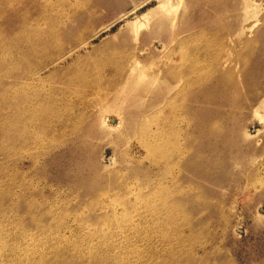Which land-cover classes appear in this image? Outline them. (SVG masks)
Here are the masks:
<instances>
[{
	"label": "rangeland",
	"instance_id": "obj_1",
	"mask_svg": "<svg viewBox=\"0 0 264 264\" xmlns=\"http://www.w3.org/2000/svg\"><path fill=\"white\" fill-rule=\"evenodd\" d=\"M182 1L136 33L159 0H0V264L93 243L140 264H264V0L245 32L242 0ZM133 58L161 81L115 103ZM170 71L177 117L154 107Z\"/></svg>",
	"mask_w": 264,
	"mask_h": 264
},
{
	"label": "bare ground",
	"instance_id": "obj_2",
	"mask_svg": "<svg viewBox=\"0 0 264 264\" xmlns=\"http://www.w3.org/2000/svg\"><path fill=\"white\" fill-rule=\"evenodd\" d=\"M242 1H243L242 16H243L244 26L242 27L241 30L242 32H245L246 31L245 24L248 25L251 30L253 21H255L258 18L259 5L256 2H253L252 0H242ZM183 7H184V4L182 0H159L156 6L151 7L145 13L136 16L134 20L127 21L126 25L128 26V28L130 27L134 28L135 30H137L135 32L139 33L138 30L142 28L144 25H146L147 23H150L153 19L157 18L161 22H164L165 19L174 16L177 13V11L182 10ZM129 65H130L129 71L126 72V74L123 77L122 82L119 84L120 87H124V88L118 91L115 101H114L115 103L120 102V98L125 95V93L127 92L126 91L127 88L133 87L135 90V87L137 88L141 87L142 92L149 94L156 88V84L160 80V76L158 77L155 74H152V72L149 69H146L144 64L137 58H133L129 62ZM176 75L177 74L174 71H170V73H168V78L170 80H174V82L172 85H169L167 89H165L166 90L164 92L165 95L164 96L162 95L163 98L160 97L162 99L159 102L157 100L155 102V106L153 105L154 107H156L162 102V100L166 99L167 102L169 103L168 106L174 112V115L172 114L173 115L172 117H175L177 115V113H175L176 111L173 109V103L171 105L172 99L175 98V95L172 96V91L182 82L181 76L177 77ZM141 91L139 93H141ZM137 98L138 97H133L132 99L134 101ZM255 107H256L255 115L259 117L261 120H263L264 122V113H263L264 112V98H262L259 104ZM112 110H116V109L112 108ZM116 114L118 116L121 115L119 113H116ZM106 118L107 117H105V119L102 118L103 120L100 123V129L103 132L107 131L108 133H110L113 131V128L107 126ZM153 123H155L156 127L152 130L153 136L151 134L152 136L151 142L153 141L151 145L152 151L161 152V153H158L160 157L158 158L157 161L159 162L162 161L164 163H167L168 158L166 156V145H165L167 143L166 137L161 134L162 132L160 131V127L157 125V120H155ZM117 128L115 129L117 130ZM244 137L249 139L250 134L245 132ZM153 161L156 163V160H154V158H153ZM53 247H54L53 249L54 250V257H53L54 261L53 259L47 260L50 264H140V263L145 262V259L144 260L142 259L143 257L141 256L140 251L134 250L132 252L129 250L127 251V249L122 250L125 248H122L120 250L117 249V247L112 248V249H105V248L102 249L100 247H95L94 243L85 248L80 247V246L79 247H76V246L64 247L60 245H54Z\"/></svg>",
	"mask_w": 264,
	"mask_h": 264
}]
</instances>
